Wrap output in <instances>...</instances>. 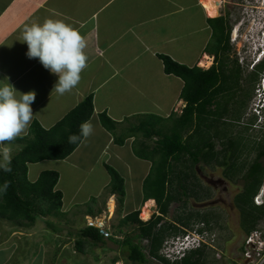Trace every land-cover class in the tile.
<instances>
[{"label":"crops","instance_id":"0c3cea01","mask_svg":"<svg viewBox=\"0 0 264 264\" xmlns=\"http://www.w3.org/2000/svg\"><path fill=\"white\" fill-rule=\"evenodd\" d=\"M202 1L0 0V85L10 83L20 92L36 93L32 121L20 137L27 135L34 121L49 129L86 97L92 95L94 102V113L88 121L93 131L69 157L28 164L27 178L32 183L43 171L59 173L55 190L63 194L60 214L38 218L34 224L0 217V264H11L23 248L27 256L23 262L35 257L34 243L39 240H69L71 220L83 223L87 218L102 219L99 216L104 207H95L100 203L106 204L107 209L111 197L116 203L114 216L118 213L121 219L136 210L141 214L149 201L154 204L148 220L160 214L155 199L144 200L143 185L152 161L137 156L134 146L141 150L146 144L153 149L162 139L159 132H170L186 106L181 98L184 81L165 72L160 55L191 68L199 66L204 56H213L205 52L213 37L210 20L225 17L224 7L222 4L219 16L210 17ZM47 19L76 26L86 40L87 67L81 73L80 83L63 95L53 89L57 75L45 69L37 58L29 59L27 44L22 42L26 26ZM214 59L213 56V63ZM102 113L116 122L113 132L103 126ZM143 125L154 127L155 135L141 131ZM119 140L124 143L119 144ZM22 147L14 139L0 144V152L8 150L12 159ZM172 164L176 165L174 161ZM106 165L124 178L126 194L121 210L117 195L107 193L111 176ZM199 165L206 171L212 166ZM177 170L174 166V179ZM188 172L191 178L187 186L191 191L199 183L198 174L195 172L193 179L192 172ZM179 189L174 180L170 191L175 193ZM201 189L202 201L209 200L213 185L202 183ZM56 218L62 220L55 222ZM44 246L42 257L47 255L50 244Z\"/></svg>","mask_w":264,"mask_h":264},{"label":"trees","instance_id":"16d2710c","mask_svg":"<svg viewBox=\"0 0 264 264\" xmlns=\"http://www.w3.org/2000/svg\"><path fill=\"white\" fill-rule=\"evenodd\" d=\"M213 27V37L205 49L209 55L214 56V63L208 69L199 66L188 67L172 60L169 56L160 55L167 74H173L184 81L181 98L186 106L180 117L175 120L170 132L162 135L161 141L151 149L143 144L141 150L134 146L137 156L152 161L149 175L144 181V200L155 199L159 209V215L154 214L150 220L140 219V210L129 213L120 220L117 232L114 236L102 234L95 226H85L75 232L76 246L83 251L86 243L98 246L111 241L122 250L125 256L133 264H151L159 261L163 264H207L208 259L214 253V249L206 246L190 251L181 261L170 262L160 255V250L165 240L169 237L185 233L191 228L194 215L177 217L173 221L166 220L173 203L182 202L183 198L194 197L196 201L204 200L203 194H198L202 184L197 183L190 191L187 186L194 166L201 163L225 167L229 152L231 162L234 164L242 160L245 153L243 144L234 137L240 131L235 120L241 118L243 109L256 83L264 75V60L256 63L252 71L245 75V69L239 59L230 56L232 26L226 18L221 16L210 20ZM262 76V77H261ZM246 82V86L243 82ZM237 107V108H233ZM241 111L240 114H236ZM94 113L93 96L86 97L62 120L53 127L46 129L37 121H34L27 133L16 140L23 144L22 149L11 159V171L0 170V185L7 182L9 187L3 195H0V217L15 222L24 221L34 224L40 217L57 216L63 205V194L55 187L59 180L57 171H43L38 180L30 182L27 178L28 164L38 163L43 160H63L69 157L80 145L84 137L80 135V126L89 121ZM231 117L232 120H225ZM257 117V116H256ZM236 118V119H233ZM103 126L113 132L116 122L107 114H100ZM232 128H224L227 125ZM141 131L147 135H155L156 130L143 125ZM242 130L240 136L243 137ZM80 136L75 143H69V135ZM225 134V135H224ZM231 135L232 140L226 141ZM221 143L217 149L216 141ZM123 144L124 140H119ZM244 143V142H243ZM151 149V150H150ZM142 150L144 151L142 153ZM256 151L255 157L248 171L241 178L230 179L237 182L243 180V190L234 197V205L240 211L241 225L246 236L258 229L260 221L264 219V203L257 205L254 201L264 183V144L248 148ZM243 151V153H242ZM176 165H173L172 162ZM174 166L178 169L176 179ZM180 168V169H179ZM111 176V183L107 193L117 195V205L121 210L125 200L124 178L113 167L106 165ZM195 178V177H194ZM174 180L180 189L175 193L170 191ZM186 192V193H185ZM97 199H93L95 202ZM89 211H92L89 206ZM92 213V212H89ZM102 210H99V214ZM198 222L206 223L211 230L206 216L196 214ZM125 226H133L131 230H124ZM120 237V238H118ZM244 251V250H243Z\"/></svg>","mask_w":264,"mask_h":264},{"label":"rangeland","instance_id":"374dc122","mask_svg":"<svg viewBox=\"0 0 264 264\" xmlns=\"http://www.w3.org/2000/svg\"><path fill=\"white\" fill-rule=\"evenodd\" d=\"M224 14L227 22L233 24V27L238 23H243L239 31V38L232 46L230 56L232 59H239L241 56L245 58V75L252 71L251 66L257 61V50L259 45L264 42V0H222ZM213 61V56H211ZM213 63V62H212ZM212 66V65H211ZM209 67L200 66L203 69ZM262 77V76H261ZM246 82L243 85L246 86ZM259 81L256 83L252 92V97L248 100L246 107L243 109L241 118L235 120V124H242L235 134V139L243 144L244 154L242 160L237 163L231 162V154L229 152L228 161L225 167L217 165L209 166V170L202 165L194 166L197 175V182L213 185V195L209 200L196 201L194 197L183 198L187 201L184 205L182 202L173 203L171 210L167 216L168 220H175L177 217H185L192 213L194 215L192 223L195 224L199 220L196 214L206 216L208 219L211 232L216 236V249L213 255L208 259L207 264H242L244 263V251L246 234L241 225L240 211L234 205V197L243 190V180L237 182L228 181L225 174L230 179H238L247 173L255 157L256 151L247 150L248 148L261 146L264 144V112L255 113L254 97L258 95ZM237 108V107H233ZM238 111L236 114H240ZM257 116V117H256ZM262 117V118H261ZM232 120L231 117H226L225 120ZM224 128L231 130L229 124ZM242 130L243 137L240 136ZM225 135V134H224ZM232 140V136L226 137V141ZM244 142V143H243ZM217 149L221 148V143L216 141ZM242 151V153H243ZM225 171V174H224ZM193 179H195L193 177ZM201 188V187H200ZM204 190V189H203ZM205 191V190H204ZM208 191V189H207ZM206 191V192H207ZM186 193V192H185ZM202 195L199 189L198 194ZM101 207L104 212L97 220L92 218L85 219V222H78L76 219L71 220V238L69 240H39L34 244V250L37 255L30 256L26 262L22 260L27 258L23 248L22 252L15 256L11 264H133L122 254L120 247L114 245L111 241L98 246L86 243L83 251H79L76 246L75 232L80 226H88L90 222L94 223L91 226H105L108 229L110 237L117 232V227L120 223V214L115 213L116 203L114 197L108 201V214L106 215V204H97L95 210ZM141 216V214H140ZM48 218V217H47ZM50 219L52 217H49ZM141 218V217H140ZM42 220V217L39 218ZM61 218H56L55 222H60ZM142 219V218H141ZM259 228L264 232V219L260 221ZM133 226H125L124 230H131ZM109 238V237H107ZM120 238V237H118ZM50 244L47 255L43 256L45 244ZM244 250V251H243ZM151 264H163L159 261H153Z\"/></svg>","mask_w":264,"mask_h":264},{"label":"clouds","instance_id":"9594fccd","mask_svg":"<svg viewBox=\"0 0 264 264\" xmlns=\"http://www.w3.org/2000/svg\"><path fill=\"white\" fill-rule=\"evenodd\" d=\"M22 42L27 44L26 56L29 59L37 58L45 69L57 75L58 79L53 87L57 94L70 92L80 83L81 73L87 67L88 57L84 52L87 46L86 40L76 26L53 19H47L43 23H33L24 28ZM256 50L258 57L255 63H259L264 60V43ZM262 84L264 85V80L257 89L258 95L254 97L253 105L254 108L264 112ZM35 99V91L20 92L10 83L0 85V144L11 142L26 133L34 115L32 104ZM92 131L91 122L86 121L81 124L82 137H88ZM78 139L80 136L69 135L68 142L75 143ZM10 164L11 155L5 149L0 152V170L10 172ZM8 187L7 182L0 185V195L6 193Z\"/></svg>","mask_w":264,"mask_h":264},{"label":"built area","instance_id":"2783aa9c","mask_svg":"<svg viewBox=\"0 0 264 264\" xmlns=\"http://www.w3.org/2000/svg\"><path fill=\"white\" fill-rule=\"evenodd\" d=\"M253 1V0H252ZM243 23H238L233 27L231 23V45L239 38V31ZM240 64L245 66V58L241 56L239 58ZM256 63H253L251 69ZM255 113H259L261 110L254 108ZM261 114V112H260ZM259 114V115H260ZM257 205L264 203V186L261 187L260 192L254 199ZM90 222L89 225L94 223ZM102 234L106 237L110 236L109 231L105 226L98 227ZM208 247L216 249V236L207 229L206 223L196 222L192 224L191 228L186 229L185 233H181L176 236L169 237L163 243L160 250V255L170 261H181L190 251L200 249L202 247ZM242 264H264V232L259 227L249 236H246L245 251H244V263Z\"/></svg>","mask_w":264,"mask_h":264},{"label":"bare ground","instance_id":"6f19581e","mask_svg":"<svg viewBox=\"0 0 264 264\" xmlns=\"http://www.w3.org/2000/svg\"><path fill=\"white\" fill-rule=\"evenodd\" d=\"M221 5H222V0H203L202 1V7L206 11V14L210 17L219 16ZM211 65H212V58H210L209 56H204L202 58V61L200 62V66L207 68ZM153 204L154 203L152 201L146 202V205L144 206L141 212V216H140L143 220H148L150 218L151 216L150 208L153 206Z\"/></svg>","mask_w":264,"mask_h":264}]
</instances>
